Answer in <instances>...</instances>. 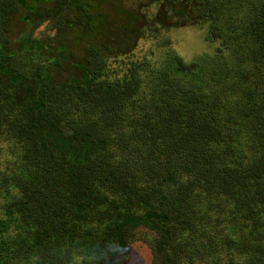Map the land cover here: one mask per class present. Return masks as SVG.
Returning <instances> with one entry per match:
<instances>
[{
  "label": "trees",
  "instance_id": "obj_1",
  "mask_svg": "<svg viewBox=\"0 0 264 264\" xmlns=\"http://www.w3.org/2000/svg\"><path fill=\"white\" fill-rule=\"evenodd\" d=\"M150 4L215 53L111 72L144 14L0 0V264H125L136 228L153 264H264V0Z\"/></svg>",
  "mask_w": 264,
  "mask_h": 264
},
{
  "label": "rangeland",
  "instance_id": "obj_2",
  "mask_svg": "<svg viewBox=\"0 0 264 264\" xmlns=\"http://www.w3.org/2000/svg\"><path fill=\"white\" fill-rule=\"evenodd\" d=\"M116 2L122 9L123 16L113 17L114 19H133L132 17L141 13L150 20V26L145 31V39L139 43L134 55L112 63L111 72L124 73L132 63L145 58L159 61L170 51L179 54L186 63H192L200 56L213 55L218 47V44H210L206 41L207 28L187 27L166 30L157 25L154 19L158 5L150 4V0H116ZM102 9L111 14L107 5L104 4ZM45 30L46 26H43L39 33L43 34ZM133 233L136 235V240L130 248L125 264H153L151 249L153 233L146 228H136Z\"/></svg>",
  "mask_w": 264,
  "mask_h": 264
}]
</instances>
